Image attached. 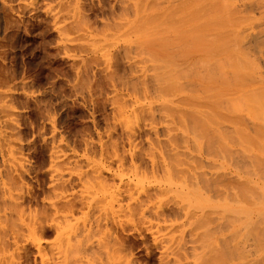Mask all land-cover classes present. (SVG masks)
I'll return each instance as SVG.
<instances>
[{
  "label": "rangeland",
  "instance_id": "1",
  "mask_svg": "<svg viewBox=\"0 0 264 264\" xmlns=\"http://www.w3.org/2000/svg\"><path fill=\"white\" fill-rule=\"evenodd\" d=\"M228 4L0 0V264H264V66L256 125Z\"/></svg>",
  "mask_w": 264,
  "mask_h": 264
},
{
  "label": "bare ground",
  "instance_id": "2",
  "mask_svg": "<svg viewBox=\"0 0 264 264\" xmlns=\"http://www.w3.org/2000/svg\"><path fill=\"white\" fill-rule=\"evenodd\" d=\"M229 1V4H228V6H229V11H227V18L225 19L226 20V23L225 24H227V25H225V27L226 28H228L227 30H225V31H222V32H225L224 34L226 35V34H228V35H226L227 37V41H225L226 42V44L225 43H223L222 45L224 46V44H225V46L226 47H224L225 48V51L227 52V54H225L227 57H225V58H227V59H229V60H227V59H225L226 61H228V63L229 64H227L225 61V63L227 64V65H229L230 67V74L232 75L231 77H233V79L231 78V77H229L230 78V81H228L227 82V78L225 79V81L227 82V85L225 84L224 86H226V90H224L223 89V91H225L224 92V95L226 94L227 95V92H228V94L229 95H231L233 98H231V96L229 97V95H228V97H229V105L228 106H230V109H228L227 108V110L229 111H231L232 113L231 114H233L234 112H236L235 110H237V109H235L234 108V106L236 107V105H238L236 102H238V101H234V100H239V99H237L238 98V96H236V95H238L239 94V98H241L240 97V94H244L245 92L244 91H246L247 92V90H248V88H246L245 89V85L247 86V84L245 83V78L247 77V76H249L248 78H246L247 79V81L246 82H249L250 81V77H251V79H253L252 78V76H250L251 74H253V73H256V68H255V66H256V64L254 63V62H260L261 61V63L263 64V66H264V0H228ZM228 3V2H227ZM216 15V14H215ZM216 18V17H215ZM214 18V19H215ZM218 18L216 19V20H212V22L213 21H216L217 23H219L218 21ZM216 22H214L212 25H214V27H215V29H218V26H219V24L217 25V23ZM215 24L217 25V27L215 26ZM260 26H262V27H260ZM226 28H224V29H226ZM214 30V29H213ZM223 30V29H222ZM218 31H220V30H218ZM217 31V32H218ZM222 32H221V34H222ZM213 33H215V32H213ZM216 37H217V35H215ZM216 37H214L213 39H215V41L213 40V42H215V43H217L216 41H218V40H216ZM222 37H223V35H222ZM218 38H220L219 36L217 37V39ZM221 40V39H220ZM223 42H224V40H222ZM214 43V44H215ZM218 43H219V41H218ZM217 43V45L216 46H218L219 44ZM247 44H248V46H247ZM249 44H250V46H249ZM223 46H222V48H223ZM251 47V52L250 51H248V49H247V47L244 49L243 47ZM215 47V46H214ZM213 48V47H212ZM218 48V47H217ZM224 48H223V51H224ZM243 48V49H242ZM247 49V50H246ZM248 51L249 53H250V56H248V54H246V57H248V58H246L245 57V53H248V52H246V51ZM221 52V50H219L218 49V51L215 53V51H213L214 52V55L216 54V55H218V52ZM245 51V52H244ZM212 52V53H213ZM219 52V53H220ZM223 54V53H222ZM213 55V56H214ZM243 57H245L246 59H247V62L245 63V61H246V59L245 58H243ZM249 57H251L252 58V63L255 65H253V64H250V65H252V66H248L247 67V65L250 63V62H248V61H250L251 60V58H250V60H249ZM239 58V59H238ZM237 59V60H236ZM213 60V59H212ZM216 60H218L219 61V59H216V57H215V61ZM244 60V61H243ZM214 61V62H215ZM235 61H236V63L237 64H234L235 63ZM243 61V62H242ZM254 61V62H253ZM213 63V62H212ZM218 62L216 61L215 62V64H217ZM242 63V64H241ZM246 64V66L244 65V64ZM214 64V63H213ZM261 64V65H262ZM225 65V64H224ZM236 65H238V66H236ZM241 65V66H240ZM260 65V64H259ZM254 66V67H253ZM263 66H261V67H263ZM217 67V66H216ZM237 67H240V70H243V72H244V75H243V78H242V71H239V68H237ZM241 67H243V68H241ZM250 67V68H249ZM251 67H253V68H255V69H253L252 68V70H251ZM259 67V66H258ZM257 67V68H258ZM260 67V68H261ZM245 68H246V70H245ZM247 68H249L248 70L249 71H255V72H253V73H251V72H249L250 73V75H247L248 74V70H247ZM264 68V67H263ZM217 69H219V68H217ZM217 69H215V71H217ZM214 70V69H213ZM236 70V71H235ZM215 71H214V73H215ZM225 71V70H224ZM247 71V72H246ZM260 71V70H259ZM262 71V72H261ZM261 71L260 72H258V70H257V72H258V74H259V77H258V82H262V83H264V71L261 69ZM226 72V71H225ZM229 72V71H228ZM227 72V73H228ZM240 72H242V73H240ZM213 73V74H214ZM217 73V72H216ZM219 73V72H218ZM236 73H237V75H236ZM241 75H240V74ZM245 73H247V74H245ZM212 74V75H213ZM216 76H217V74H215ZM227 75V74H226ZM247 75V76H246ZM255 75V74H254ZM253 75V76H254ZM257 75V74H256ZM255 75V76H256ZM216 76H214V77H216ZM246 76V77H245ZM258 76V75H257ZM256 76V77H257ZM228 77V76H227ZM238 77V78H237ZM249 79V80H248ZM257 80V78H254L252 81H254V80ZM214 80H215V78H214ZM252 81H251V83H252ZM225 82V83H226ZM255 82V81H254ZM253 82V83H254ZM250 83V82H249ZM249 83H248V85H249ZM256 83V87H254V89H258V91H257V93L258 94H260V98L261 99H264V85L263 86H261V85H257L258 83H257V81L255 82ZM217 84H218V82H217ZM217 84H215V86L217 85ZM214 85V84H213ZM251 86H252V84H250ZM250 85H249V87H250ZM217 87V86H216ZM216 87H213L214 89H217ZM218 87H220V86H218ZM260 89H259V88ZM214 89H212V90H214ZM218 89H220V88H218ZM217 89V90H218ZM250 89L251 90H253L254 91V89H252L251 87H250ZM248 90L249 92H250V94H252L251 96H250V94H249V92H247L246 94H247V97H245L244 95H246V94H244L243 96L244 97H242V98H244L245 100L247 99V98H249L252 102V106L250 105H247V106H249L250 107V117L248 118V119H253V117H254V115L256 114L255 112H252V111H254L256 108H254L253 107V105H254V100H257V101H259V100H261V99H256L259 95H256L255 93H256V90L254 91V93H252L251 92V90ZM216 91V90H215ZM215 91H214V93H215ZM219 91V90H218ZM218 91H216V93L218 92ZM219 93V92H218ZM221 93V92H220ZM253 94H255L254 96H253ZM218 95H220V94H218ZM241 95V96H242ZM262 95H263V97H262ZM236 96V97H235ZM253 97H255L254 99H253ZM217 98V97H216ZM252 98V99H251ZM231 99H232V101H231ZM234 99V100H233ZM224 100V99H223ZM248 100V99H247ZM240 101V100H239ZM263 102H264V100H262ZM232 102V103H231ZM233 102L236 104V105H234L233 104ZM242 102V101H241ZM250 102V101H249ZM259 102H261V101H259ZM216 103V102H215ZM225 103V102H224ZM227 103V102H226ZM262 103V102H261ZM231 104V105H230ZM256 104V106L258 107V105L257 104H260V103H255ZM264 103H262V104H260L259 105V107L261 106V105H263ZM238 107H240V105L239 106H237V108ZM251 107H253V110H252V108ZM262 107V108H261ZM260 108H258L259 109V113H260V109H262L261 111H263L262 113L264 114V110H263V106H261ZM239 110H241L240 108H239ZM239 110H237V111H239ZM257 110V109H256ZM242 111V110H241ZM249 112V108L247 107V112H246V114ZM252 113V114H251ZM255 113V114H254ZM236 114V113H235ZM235 114H234V116H235ZM240 114H243V113H240ZM240 114H236V116L235 117H238L239 118V120L240 121H242L243 122V120H244V118H243V120H241V116L242 115H240ZM254 114V115H253ZM261 114V113H260ZM259 114V115H260ZM262 114V115H263ZM261 115V116H262ZM234 116H232V117H234ZM240 116V117H239ZM244 116H245V114H244ZM253 116V117H252ZM261 116H260V118H261ZM232 117H230V118H232ZM234 117V118H235ZM256 117H257V114L255 115V121H259V122H261V119H257L256 120ZM259 117V116H258ZM247 117H245V119H246ZM233 119V118H232ZM237 119V118H236ZM251 119V120H252ZM234 120V119H233ZM239 120H237V121H239ZM234 121H236V120H234ZM245 121V120H244ZM254 121V122H255ZM257 121V122H258ZM250 122V121H249ZM252 123H253V120L251 121ZM246 123V122H245ZM253 124H256L257 125V123L255 122V123H253ZM257 126H259L258 127V129H260V131L258 130V135H260L261 133H259V132H261V131H264V130H262V129H264L262 126H263V123H262V125L261 124H258ZM261 127H262V129H261ZM264 133V132H263ZM262 136L264 137V134H262ZM225 204V203H224ZM218 205V204H217ZM218 207V206H217ZM228 207H230V206H228ZM227 208V207H226ZM229 209V208H228ZM222 212V210L220 211V213ZM225 212V211H224ZM223 216V215H222ZM223 257V256H222ZM223 259V258H222ZM210 260V259H209ZM226 260V259H225ZM219 261V260H218ZM210 262V261H209ZM221 263V262H220ZM205 264V263H204ZM222 264V263H221Z\"/></svg>",
  "mask_w": 264,
  "mask_h": 264
}]
</instances>
